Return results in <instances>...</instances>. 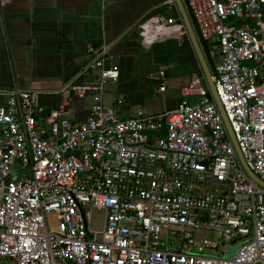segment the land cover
I'll return each instance as SVG.
<instances>
[{
  "label": "built area",
  "instance_id": "obj_1",
  "mask_svg": "<svg viewBox=\"0 0 264 264\" xmlns=\"http://www.w3.org/2000/svg\"><path fill=\"white\" fill-rule=\"evenodd\" d=\"M188 1L202 37L219 41L218 96L264 180V0ZM145 26L188 34L179 10ZM88 53L50 109L37 92L0 90V264H264V187L206 77L175 109L122 117L105 102L120 77L110 47ZM218 242L239 247L226 258Z\"/></svg>",
  "mask_w": 264,
  "mask_h": 264
},
{
  "label": "crops",
  "instance_id": "obj_2",
  "mask_svg": "<svg viewBox=\"0 0 264 264\" xmlns=\"http://www.w3.org/2000/svg\"><path fill=\"white\" fill-rule=\"evenodd\" d=\"M178 10L173 0H0V90L37 92L39 107L50 109L89 63V47L108 45L120 77L107 87V104L122 117L175 109L185 87L204 81L194 42L188 30L139 26ZM210 40L214 59L219 46Z\"/></svg>",
  "mask_w": 264,
  "mask_h": 264
},
{
  "label": "water",
  "instance_id": "obj_3",
  "mask_svg": "<svg viewBox=\"0 0 264 264\" xmlns=\"http://www.w3.org/2000/svg\"><path fill=\"white\" fill-rule=\"evenodd\" d=\"M176 4L178 5L179 11L183 17L185 26L187 30L189 31V34L194 42L196 52L198 54V58L200 60V63L202 65V68L204 69V74L206 76L207 82L210 86V89L214 95V98L217 102V105L225 119V123L227 126V129L229 130V133L232 137L233 143L235 145V148L237 150L239 159L246 170V172L255 180L260 186L264 187V180H262L260 177H258L252 169L248 166L242 151L236 141L235 135L231 129V125L229 123V120L227 119V115L224 111L223 105L219 99L217 88L214 82V76H217L216 70H215V61L213 59L211 49L208 46L206 40L202 37L200 28L198 26V23L196 21V18L194 16V13L192 11V8L189 5L188 0H174ZM192 22L194 24L195 28V34H194V28H192ZM202 46V47H201ZM214 46H219V41L217 40ZM16 178V176H12L11 179Z\"/></svg>",
  "mask_w": 264,
  "mask_h": 264
},
{
  "label": "rangeland",
  "instance_id": "obj_4",
  "mask_svg": "<svg viewBox=\"0 0 264 264\" xmlns=\"http://www.w3.org/2000/svg\"><path fill=\"white\" fill-rule=\"evenodd\" d=\"M215 40H217V38H213L212 40H210V42L212 43ZM219 59H220V55H216L214 57V61L216 63L219 61ZM21 173L22 171L19 172V174ZM104 221H105V211L94 208L92 211L91 228L94 230H101L103 228ZM54 223L55 222L53 221V224ZM196 237L197 239L208 238L212 240H218L219 232L214 230H203V231L199 230L196 232ZM218 247H219L218 249L220 250L218 254L226 258H232L237 248L239 247V242L238 243L218 242Z\"/></svg>",
  "mask_w": 264,
  "mask_h": 264
},
{
  "label": "trees",
  "instance_id": "obj_5",
  "mask_svg": "<svg viewBox=\"0 0 264 264\" xmlns=\"http://www.w3.org/2000/svg\"><path fill=\"white\" fill-rule=\"evenodd\" d=\"M94 1H97V0H94Z\"/></svg>",
  "mask_w": 264,
  "mask_h": 264
}]
</instances>
